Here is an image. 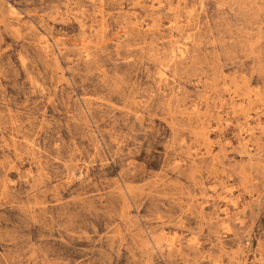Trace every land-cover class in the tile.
<instances>
[{
    "label": "rangeland",
    "instance_id": "obj_1",
    "mask_svg": "<svg viewBox=\"0 0 264 264\" xmlns=\"http://www.w3.org/2000/svg\"><path fill=\"white\" fill-rule=\"evenodd\" d=\"M0 264H264V0H0Z\"/></svg>",
    "mask_w": 264,
    "mask_h": 264
},
{
    "label": "bare ground",
    "instance_id": "obj_2",
    "mask_svg": "<svg viewBox=\"0 0 264 264\" xmlns=\"http://www.w3.org/2000/svg\"><path fill=\"white\" fill-rule=\"evenodd\" d=\"M234 103V102H233Z\"/></svg>",
    "mask_w": 264,
    "mask_h": 264
}]
</instances>
